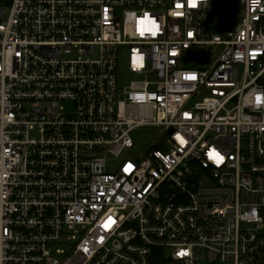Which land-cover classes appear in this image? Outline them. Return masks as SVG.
<instances>
[{"label": "built area", "instance_id": "2783aa9c", "mask_svg": "<svg viewBox=\"0 0 264 264\" xmlns=\"http://www.w3.org/2000/svg\"><path fill=\"white\" fill-rule=\"evenodd\" d=\"M212 6L0 0V264H264V0Z\"/></svg>", "mask_w": 264, "mask_h": 264}, {"label": "water", "instance_id": "95a60500", "mask_svg": "<svg viewBox=\"0 0 264 264\" xmlns=\"http://www.w3.org/2000/svg\"><path fill=\"white\" fill-rule=\"evenodd\" d=\"M240 10V0H213L212 10L205 23V28L210 32L214 26L215 31L227 33L231 31L237 22ZM195 60L198 63H207L209 54L207 52L189 51L186 61Z\"/></svg>", "mask_w": 264, "mask_h": 264}, {"label": "rangeland", "instance_id": "374dc122", "mask_svg": "<svg viewBox=\"0 0 264 264\" xmlns=\"http://www.w3.org/2000/svg\"><path fill=\"white\" fill-rule=\"evenodd\" d=\"M8 13H6V16ZM136 78L129 73V49L122 48L120 50V57H119V68H118V83L120 89H125L130 86L131 82H133ZM68 111H72V105H66ZM156 133L159 130H155ZM133 138L136 143V151L138 153H142L146 151L148 148V144L145 141L149 140L146 134L142 131H138L133 135Z\"/></svg>", "mask_w": 264, "mask_h": 264}]
</instances>
